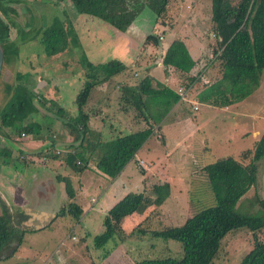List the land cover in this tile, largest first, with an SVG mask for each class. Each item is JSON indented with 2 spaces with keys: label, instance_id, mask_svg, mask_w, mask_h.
<instances>
[{
  "label": "rangeland",
  "instance_id": "1",
  "mask_svg": "<svg viewBox=\"0 0 264 264\" xmlns=\"http://www.w3.org/2000/svg\"><path fill=\"white\" fill-rule=\"evenodd\" d=\"M23 1L14 4L17 16L13 18L25 29L40 26V23L50 24L55 15L63 17L66 15L64 11L70 12L73 6L69 0L60 3L55 0ZM167 8L165 24L161 26V19H157L152 32L159 35L160 45L154 48L153 45L146 44V49L141 50L140 46L135 56L130 54V61L125 63L127 68L122 71L124 73L120 72L123 81L117 83L119 78L111 77L92 89L94 104L97 105L104 99H110L108 104L111 103L118 94L116 88L121 89L122 83L128 82L131 85L146 75L139 66L144 65L139 56L146 54L148 49L147 55H151L153 60L157 55L162 56L164 48L174 38L185 41L194 59L199 56L195 64L197 67L191 70V74L201 72V78L187 89L188 100H179L181 103L169 112L159 126H155L153 134L136 153V158L130 160L123 172H120L118 182L124 187L123 193L145 191L148 206L142 212L131 214L125 219L116 235L120 238L119 242L115 237L105 246L109 251L104 258L98 257L101 249H95L91 239L103 230L102 208L105 205L98 199L95 204L92 201L90 207H84L79 220L61 215L54 217L43 229L23 231L17 228L14 235L20 239L11 243V254L9 249L0 254V264H95L93 261L97 264H135L144 258H180V242L153 237L150 230L170 225L179 226L187 217L215 203L203 169L205 165L226 156L248 163L249 159L242 160L240 153L252 148L264 133V72L260 86L242 100L218 106L198 102L195 95L204 83L213 81L219 75L218 66L210 65L212 50L216 47L211 31V0H172ZM85 15L75 21L76 28L82 35L81 45L72 46L70 42L65 51L47 56L44 47L37 40L26 42L21 45L20 60L13 66L3 68V82H14L16 72L21 71L24 74L21 82L34 88L38 94L39 111L30 121L40 122L42 130L39 135H28L23 139H18L15 135L12 137L14 141L0 136V147L9 146L14 157L19 158V161L14 160L9 164L8 157L5 160L7 163H4L3 156H0V184H22L23 179L24 184H37L39 179L36 177H48L57 185L64 184L65 188L63 178H67L75 192L79 182L89 184L92 181L90 177H101L95 167L99 152L90 157V168L84 175L83 171H73L66 164V152L77 145L79 140L62 123L63 116L58 113V108L61 107L64 120L75 116L77 108L74 100L85 83L84 74L90 67L87 62L95 66L115 59L112 57L113 51L102 48L100 44L99 36L102 37L103 34L96 29L100 25L97 22L104 21L99 18H94V21L90 15ZM15 35V29L11 28L9 39L15 38ZM4 38L5 35L0 30V39ZM96 44L101 48L96 49ZM83 56L86 58L85 63L84 59L81 60ZM150 62L157 65L152 59ZM159 62V68L168 75L161 59ZM157 70L150 69V74L158 72ZM170 73L173 76L179 75L182 85L187 83V75L173 71ZM170 82L176 84L177 79ZM2 89L0 84V106L4 101ZM195 104L198 105L197 110L193 109ZM121 105L120 101L119 106ZM97 108L96 106L94 109ZM128 122L130 123L126 120V126L131 130L143 126L139 121L133 125ZM110 123L115 125L113 118ZM102 130L106 131L105 128ZM96 148L101 149L100 146ZM57 151L63 155L59 156ZM51 152L54 154L50 157ZM22 153L25 154V162L20 159ZM56 157L58 158L55 159ZM255 164L257 182L239 201L238 208L242 214L264 212V204H259L260 199H264V157ZM91 195L99 197L98 192H92ZM0 199L4 201L1 196ZM109 206L105 209H109ZM12 209L16 210V206H11ZM22 227L27 228L24 224ZM87 233L89 236H86ZM259 235V239L264 241V229ZM73 236L75 237L72 238ZM253 246L254 236L246 228L231 232L222 239L211 264H239L241 257Z\"/></svg>",
  "mask_w": 264,
  "mask_h": 264
},
{
  "label": "trees",
  "instance_id": "2",
  "mask_svg": "<svg viewBox=\"0 0 264 264\" xmlns=\"http://www.w3.org/2000/svg\"><path fill=\"white\" fill-rule=\"evenodd\" d=\"M63 1L65 0H55L56 3ZM171 1L71 0L77 13L99 18L122 31L146 10L154 14L155 22L161 19L159 24L164 25L167 7ZM23 2L0 0V30L5 35L4 40L0 39L4 50L0 73L4 97L0 106V136L12 139L11 141H14L12 137L15 135L18 139H23L28 135L41 133L42 124L30 121L39 111V96L34 88L21 82L24 77L21 71L16 72L14 82H3V68L13 66L20 60L21 45L26 42L37 40L44 47L47 56L65 51L70 42L72 46L80 45L76 29L66 16L61 18L55 15L52 22L47 25L40 23V26L28 29L21 26L13 16H17L14 4ZM11 28L16 31L13 39H9ZM211 31L215 37L216 47L212 50L210 65L218 66L219 75L213 81L204 83L195 99L214 106L227 105L229 102L246 98L260 86L264 72V0H211ZM146 44L154 47L160 45L159 35L148 34L144 42V45ZM161 58L167 72L170 70L187 75L188 80L184 85L186 88L200 80L201 72L189 75L196 61L190 55L183 39L174 38ZM81 60L84 62L86 58L83 56ZM87 63L90 67L84 74L85 83L74 100L77 108L75 116L64 120L63 110L61 107L58 108V113L63 116L62 123L69 128L70 133L76 134L80 146L90 128L89 114L84 111V106L92 99L93 87L108 81L127 68L116 59L95 66L91 62ZM95 69L97 71H94ZM119 92L122 102L119 109L126 113L130 111L143 126L137 130L115 129L109 139L99 144L102 147L100 146L101 149L98 151L95 167L97 173L109 181L115 179L125 165L134 159L137 151L153 134L155 126H159L180 100L176 89L149 74L134 84L122 86ZM79 145L72 146V150L66 152L64 160L73 171L81 173L84 169L90 168L91 150L94 148L77 151ZM0 152L4 163H7L6 157L9 158V164L14 160L19 161L9 146L2 145ZM53 154L51 152L50 157ZM20 155L21 161L25 162V154ZM262 157L264 133L255 141L252 148L240 153L242 160L249 159L248 163L244 164L241 160L226 156L205 165L203 169L215 203L187 217L179 226L170 225L150 230L153 237L180 242L182 256L144 258L135 264H211L219 251L222 239L227 234L244 228L254 236V246L241 257L239 264H264V241L259 239V234L264 229V212L242 214L238 208L239 201L257 182L255 162ZM63 180L66 182L65 190L69 201L54 217L67 215L79 220L83 209L73 200L75 192L70 181L67 178ZM144 193L145 191L127 193L107 210L102 221V232L91 238L92 246L101 249L98 257H105L109 251L105 246L115 237L119 242L120 238L116 235L120 232L125 219L131 214L142 212L148 206L149 201ZM261 203L264 204V199H260L259 204ZM25 219L23 211L11 210L0 199V254L10 250L13 241H19L20 237L14 235V230L19 228L25 231L26 229L22 227Z\"/></svg>",
  "mask_w": 264,
  "mask_h": 264
},
{
  "label": "crops",
  "instance_id": "3",
  "mask_svg": "<svg viewBox=\"0 0 264 264\" xmlns=\"http://www.w3.org/2000/svg\"><path fill=\"white\" fill-rule=\"evenodd\" d=\"M72 7L74 6H71L68 15L70 16L71 20L75 25L76 23L75 21H77V19H79L83 15L84 16L86 15L77 13V11L74 10V8ZM97 23H100V25L97 26L96 29L103 34L102 37L99 36L100 44L102 48L106 47L107 49H110V51H113L112 57L118 59L124 64L130 61V54H133V56L136 55V52H138L140 46H141L140 47L141 50L143 48L146 49L144 45L145 38L148 34L154 32L153 28L156 25L155 16L149 10L144 11V13L136 20H134V23L128 26L125 31H119L115 27L111 26L109 23L106 22H97ZM75 29L78 34L80 42H82L81 40L82 35L79 33L78 29L76 28V25H75ZM161 38H163L162 35ZM95 47H97L96 49L101 48L99 44H96ZM148 51L149 49L147 50L146 54L143 53L144 55H142V57L139 56V60L141 61V63L144 64L143 66L139 65L141 70L145 71L146 74L155 77L157 80L163 82L164 84L172 87L173 89H177L179 86H182V83L179 82L181 80V77L179 75L173 76V74L170 73L171 71H168L169 74L165 75L166 74L165 71L159 68V66L161 65L159 61L160 59L162 60L161 56L157 55L154 57L153 60L151 55L150 56L147 55ZM139 54L140 52L138 53V55ZM151 59L152 61L157 62V65H154V62L151 63L150 62ZM197 59L194 60L196 61ZM196 67L197 65L193 67L192 71L195 70ZM150 69L151 70L158 69L157 70L158 72H155L154 74H150ZM192 71L190 72L189 75L193 76V74H191ZM122 73L113 76L114 78L115 77L119 78V80H116L117 83H119V81H123ZM175 78L177 79L176 84L170 82ZM122 84H123L122 86H124V85H128L129 83L124 82ZM116 89L118 94L116 98H114L113 101H111V103L109 104L108 101L110 99H104L99 103H97V105L94 104L92 99L91 101H88L86 103L84 111L87 114H89L88 124L90 128H89V132L84 136L82 145L80 146L79 143L77 144L79 145L77 151H79L80 149L87 150L94 148L95 150L93 149L91 151L92 154H95L96 152L99 151L96 149V146H99L100 143H103L105 140L109 139L113 135L115 129L119 128V130L126 131L127 130L126 128H128V130H131L128 126H126L127 124L126 120L130 121V123L129 122L128 123L132 125L138 122V120L134 118V115L132 113L130 112L126 113L119 109L122 106V105L119 106L120 88L119 89L116 88ZM117 98L118 100H116ZM180 103L181 101H179L172 108V110L176 108ZM88 106H90L91 109ZM96 106L98 107L97 110L94 109ZM112 118L115 125L110 123ZM106 123H108L109 126ZM102 128H105L106 131H103ZM100 146L102 147V145ZM57 158L58 157H56L55 159ZM135 158L136 157H134V159ZM157 158L158 157H156V159ZM88 170L89 168L84 169L82 175H84ZM120 177H121V173L115 179L109 181L108 179L104 180L103 177L97 176V178H95V176H92L90 177L92 181L89 184H86L84 181H82V184L81 182H79V184H77L78 189H76L75 191L74 202L80 205L84 210V207L86 206L90 207V205L95 204L98 199L102 200L105 205L104 209L102 208L105 215L107 212L105 210H108L105 208H107V206L109 205L110 206L108 208H110L126 193V191L125 193H123L124 187L122 184H119L118 182L120 180ZM36 178L39 179L36 181L37 184H27V183L24 184L25 182L24 179L22 180L23 181L22 184H0V196L4 199L5 204L7 206H10V209L11 206H16V209L23 211L24 214L26 215V219L23 222L24 226L27 227L25 228L26 230H39L45 228L47 224H49V222L52 221L58 210L64 207V204L66 205V203L68 202L64 184L57 185L54 183V181L51 178L48 177H36ZM92 192H98L99 197H95V198L92 197L91 195ZM63 193L65 195H63ZM118 196L120 197L122 196V197L119 198ZM88 197L89 199H87ZM92 201L93 203L91 204ZM86 235L89 236V233H87Z\"/></svg>",
  "mask_w": 264,
  "mask_h": 264
},
{
  "label": "built area",
  "instance_id": "4",
  "mask_svg": "<svg viewBox=\"0 0 264 264\" xmlns=\"http://www.w3.org/2000/svg\"><path fill=\"white\" fill-rule=\"evenodd\" d=\"M160 37H161V36H160ZM187 89H188V88H186V86H184V85L179 86V87L176 89V92H177V94L179 95L180 100H183V101L188 100V99H187V92H188ZM193 109H194V110H197V109H198V105L195 104V105L193 106ZM56 153L59 154V155H62V154H60L61 152H59V151H57ZM45 158H46V156H44V159H45ZM73 238H74V237H73Z\"/></svg>",
  "mask_w": 264,
  "mask_h": 264
},
{
  "label": "water",
  "instance_id": "5",
  "mask_svg": "<svg viewBox=\"0 0 264 264\" xmlns=\"http://www.w3.org/2000/svg\"><path fill=\"white\" fill-rule=\"evenodd\" d=\"M117 30H119V29H117ZM119 31H122V30H119ZM3 58H4V50H3V47H2V45L0 43V73H1V70H2V66H3ZM9 253L10 254L12 253V249L11 248H10Z\"/></svg>",
  "mask_w": 264,
  "mask_h": 264
},
{
  "label": "flooded vegetation",
  "instance_id": "6",
  "mask_svg": "<svg viewBox=\"0 0 264 264\" xmlns=\"http://www.w3.org/2000/svg\"><path fill=\"white\" fill-rule=\"evenodd\" d=\"M69 1H71V0H69ZM71 4H72V2H71ZM65 13H66V17H68V19L72 22V25H73V27H75V25H74V23H73V21L71 20V18H70V16L68 15V13H67V11H65ZM90 17H92L93 18V20H94V18H96V17H93V16H91L90 15ZM61 18H64V16L63 17H61ZM105 22V21H104ZM132 23H134V21L132 22ZM132 23H130L129 24V26L132 24ZM78 35V34H77ZM78 39H79V37H78ZM79 42H80V40H79ZM80 45H81V42H80Z\"/></svg>",
  "mask_w": 264,
  "mask_h": 264
}]
</instances>
